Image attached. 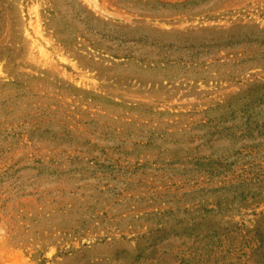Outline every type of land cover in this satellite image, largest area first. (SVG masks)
<instances>
[{"label": "rangeland", "instance_id": "obj_1", "mask_svg": "<svg viewBox=\"0 0 264 264\" xmlns=\"http://www.w3.org/2000/svg\"><path fill=\"white\" fill-rule=\"evenodd\" d=\"M11 1L0 264H264V0Z\"/></svg>", "mask_w": 264, "mask_h": 264}, {"label": "trees", "instance_id": "obj_2", "mask_svg": "<svg viewBox=\"0 0 264 264\" xmlns=\"http://www.w3.org/2000/svg\"><path fill=\"white\" fill-rule=\"evenodd\" d=\"M18 4V3H17ZM19 5V4H18ZM13 4L11 0H2L0 5V19L4 20L3 26H5L4 32L5 35H7V24L9 25L8 31L13 30V26L15 24V21L13 20ZM20 22V21H19ZM17 24V21H16ZM11 29V30H10ZM9 42H0V50L1 49H7L6 51H10L9 45L7 44ZM5 53H0V60H4L6 58Z\"/></svg>", "mask_w": 264, "mask_h": 264}]
</instances>
